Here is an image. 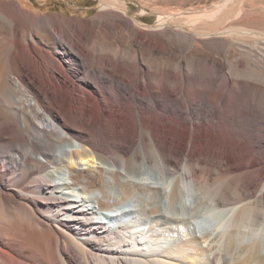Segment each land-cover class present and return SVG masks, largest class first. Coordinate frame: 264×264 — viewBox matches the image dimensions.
Segmentation results:
<instances>
[{"label":"bare ground","instance_id":"6f19581e","mask_svg":"<svg viewBox=\"0 0 264 264\" xmlns=\"http://www.w3.org/2000/svg\"><path fill=\"white\" fill-rule=\"evenodd\" d=\"M232 1L188 18L196 46L237 52L222 62L1 3L0 264H264V31L200 27Z\"/></svg>","mask_w":264,"mask_h":264},{"label":"rangeland","instance_id":"374dc122","mask_svg":"<svg viewBox=\"0 0 264 264\" xmlns=\"http://www.w3.org/2000/svg\"><path fill=\"white\" fill-rule=\"evenodd\" d=\"M105 1L113 2L116 7L121 6L118 8L123 7L125 13H121V10H116L117 8L106 9L102 7V3ZM221 1L222 0H0V37H8L11 34V27L15 19V15L12 12L4 13L1 11V3L17 2L21 8L29 10L37 17L60 15L67 17L73 22H83L87 25L89 33L93 38L96 37L95 39L104 40L106 46L111 49L120 47L123 50L134 52L138 50L137 44H147L149 40H152L180 60L189 54H194L202 57L215 58L222 62L226 58L237 57V52L231 50L230 53H228L225 48H222L220 52L216 54L213 52L210 53L203 46H196L193 38L190 36L193 30L188 23V18L194 14L214 12L217 9V5L222 3ZM228 8H230V11ZM225 10L222 11L223 13L215 16V19H201L204 21H202L203 25L201 24L200 27H211L212 29H216V27L217 29L232 27L240 29L246 28L253 32L264 31V0H233L232 4H230L227 9L225 8ZM191 12H193V14H191ZM171 13H177V16H175L177 18H171ZM160 14L163 16L167 15L168 18L164 16L166 18L165 25L163 24L164 26L161 25L158 27L156 24L158 23L157 20L162 17ZM114 16L116 23L121 27L120 32L115 31L116 33L109 25V19ZM183 18H187V22H185V19L182 20ZM100 19H102L103 22H100ZM215 22L219 23V25H216ZM30 28L33 30L32 26ZM142 32L147 34L142 35ZM111 33L114 34L115 40L113 37H110ZM40 34L41 36L43 35L42 33ZM132 35L136 37L134 38L136 42L130 41ZM107 37L108 39H105ZM44 39L48 45L47 47H51L52 37L45 36ZM5 56L6 53L0 52V59H4ZM3 59L0 60V77L4 80H10L12 70L9 64L3 62ZM64 69V73L70 79L75 77L74 74L83 77V72L77 65H71L70 68ZM89 80L93 82L91 79ZM10 84L13 88L15 87L14 85L18 86L15 79L13 81L10 80ZM12 87L11 89L13 90ZM15 89L14 92L21 96L22 99H26L27 101L30 100L28 94L22 92L20 88L16 87ZM127 96L132 103H138L137 101H139V99L135 96L129 94H127ZM7 98L12 102L17 99L13 91H8L6 96H1L4 104L8 102ZM4 110L5 112L9 111V107L6 104ZM184 117H187V120L191 119L188 115H184L183 118ZM246 142H248V140H246ZM252 143L255 146L252 148L249 145L251 147L250 149H252L251 151L256 153L257 156L261 155L260 158H258L259 164L262 166L264 165V145H261L262 149L259 151V147H257L258 143L255 142L254 138H252Z\"/></svg>","mask_w":264,"mask_h":264}]
</instances>
